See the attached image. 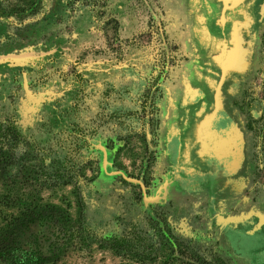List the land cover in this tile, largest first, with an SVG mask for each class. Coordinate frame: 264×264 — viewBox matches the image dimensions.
<instances>
[{"label": "rangeland", "instance_id": "obj_1", "mask_svg": "<svg viewBox=\"0 0 264 264\" xmlns=\"http://www.w3.org/2000/svg\"><path fill=\"white\" fill-rule=\"evenodd\" d=\"M208 8L205 0H0V223L23 195L66 210L88 246L52 264H139L102 249L108 237L154 247L155 264H171L163 221L210 264H264L221 232L211 208L212 195L222 193L214 205L226 198L220 182L180 187L171 202L159 187L174 180L162 170L163 110L183 116L189 97L203 93L202 104L208 82L241 108L259 195L264 188V0L243 4L250 51L241 80L231 77L237 65L221 63V74L204 49Z\"/></svg>", "mask_w": 264, "mask_h": 264}, {"label": "flooded vegetation", "instance_id": "obj_2", "mask_svg": "<svg viewBox=\"0 0 264 264\" xmlns=\"http://www.w3.org/2000/svg\"><path fill=\"white\" fill-rule=\"evenodd\" d=\"M205 2L208 3L209 8L207 10L208 19L205 22L207 33L204 41V49L211 55L210 59L213 61V65L220 70L221 74H223L222 67L220 66L221 63L228 65L229 61H234L237 63L239 62L238 64H244V57L243 59L240 58L241 54L245 50H247V52L250 51L249 45L245 41V36L249 31L247 29V25H245L246 21H244L243 14V4L246 3V0H205ZM238 57L239 59H237ZM214 60H216L219 64ZM238 64H233L237 66L236 70H231L235 71L231 73V77L237 78L236 80H241L242 75L239 71H241L242 65ZM221 77L222 75L220 78ZM206 83V97L204 98L206 102L202 100V104H200L198 112L193 115H188L186 108L182 106V109L185 111L181 122L182 128L184 129L181 135H178L177 137L174 136L171 140V148L177 150L175 156L178 157L180 153V157L183 158V161H187V165H189L190 169H192L188 172L191 178L188 184L191 186L193 184L200 183L201 180H205L203 184L207 187V184L210 183L211 185V182L208 183L210 179L214 181V186H218L217 183H222V180L224 179L222 178L224 177V175H222V170L218 172L215 168L217 158L211 157V155L216 156V153L218 154V150L221 151V147L219 144L215 145V152L212 151L209 153L210 155H207L204 154L202 143L199 141L198 132L201 122L207 115L212 116L216 110V90H213L212 86L208 82ZM222 87V92H224V85ZM200 94L203 93H198V98L201 99ZM223 96L226 107L224 110L221 109V112L217 115V121L220 124L217 126V130L218 135H220L219 137H221L218 140V143L222 145L223 153L226 156H236L240 159L241 155L244 154L243 165L240 167L237 176L244 174L246 156L252 157L255 162L256 167L253 168V171L256 170L255 172L257 176L259 170V159L257 158L255 149L253 148L254 143L250 133L248 132L246 123L243 125L241 121H239V116L236 113L237 111H240L241 113V108H238L239 106L235 104V101H232L230 104V100H228V96L225 92ZM202 110L204 111L201 114L200 112ZM172 117L174 118V115ZM184 130L187 131V133H184ZM222 187L224 188L223 184ZM261 193L264 194V188ZM224 230L225 231L221 229L223 235H225L226 238H231L230 241L233 242L237 248H239L240 242H238V238H236L237 240H234L235 234L232 232L231 234L226 233L227 230L225 228Z\"/></svg>", "mask_w": 264, "mask_h": 264}, {"label": "crops", "instance_id": "obj_3", "mask_svg": "<svg viewBox=\"0 0 264 264\" xmlns=\"http://www.w3.org/2000/svg\"><path fill=\"white\" fill-rule=\"evenodd\" d=\"M232 64H234V61H232ZM230 92L233 96L235 95V91ZM223 94L221 97V107L215 110V113L212 115V119L209 120L207 125H204L201 129L199 128L198 132L199 141L202 143L204 154L210 155V152L216 150L214 149L215 145L219 144L221 147V151L218 150V154L216 155L218 161L215 163V168L218 170V172L222 170V175H224V177H222L224 179L220 184L224 185L222 192L226 194V198L223 202H218L214 205L213 202H215L219 194L221 195L222 193H218V196L212 195L211 208L215 210L217 214L216 218L222 221L221 224L224 225V228L227 230L226 233L231 234L232 232L236 236H234V240H237L236 238L240 240H238V242H240L241 250H245V248H247V250H249L248 255L257 258L264 257V194L261 193L259 195L260 190H258V188L260 182L259 178L256 176V170L253 171V168L256 167V164L252 157L246 156V167L244 174L237 176L240 167L243 165L244 159H239L236 156H226L223 153L222 145L218 143V140L221 137H219L220 135H218L217 130V126L220 125L217 121V112L220 113L221 109L224 110L226 107ZM198 97L199 96L197 93L195 97H189V99H186L183 107L186 108L188 115H193L194 113L198 112V108L200 106V98ZM215 106L217 107V101L215 102ZM204 110H202L200 113L202 114ZM163 113L164 115L167 114L165 119L168 125L166 124L167 129H165L164 126L162 149L167 150L168 152L167 155H162V170H166V172H164L165 176H169L170 174V177L174 180L167 183H162L159 187L161 190L167 186L163 192L166 197L165 200H170L171 202V200H175L177 193H181L180 187H189V184L187 183L189 175L188 172L192 169H190V166L187 165V161H183V158L180 157L181 154L179 153V156L176 157L175 154L177 153V150L171 148L172 138L174 136L177 137L178 135H181L184 129L182 126H180L181 129L177 127L183 120V116L180 117L179 115V108L177 106L170 105L166 110H163ZM174 113L177 115L174 118L169 116V114ZM236 113L238 114L240 111H237ZM207 117L210 116L207 115L206 118ZM239 117V121H241V123L244 125L246 121H242V119ZM185 130L184 133H187ZM169 152L170 154H168ZM168 156H170V159H168ZM211 157L213 156L211 155ZM167 162L168 165H164V163ZM179 172L181 174H179ZM181 176H183L184 179L182 178V180H179ZM160 190L158 189V191ZM185 192L189 193L190 191L185 190ZM213 197L215 198L213 199ZM248 243L252 246L250 245V247H247V245H249Z\"/></svg>", "mask_w": 264, "mask_h": 264}, {"label": "trees", "instance_id": "obj_4", "mask_svg": "<svg viewBox=\"0 0 264 264\" xmlns=\"http://www.w3.org/2000/svg\"><path fill=\"white\" fill-rule=\"evenodd\" d=\"M16 213L0 223V264H52L77 246H88L83 231L61 207L44 203L40 197L18 196ZM162 236L167 260L171 264H210L178 240L168 229ZM161 236V235H160ZM102 249H111L121 258H132L139 264H155L158 255L154 247L150 253L142 252L138 243L131 244L127 237H108L99 242ZM168 264V263H164Z\"/></svg>", "mask_w": 264, "mask_h": 264}, {"label": "water", "instance_id": "obj_5", "mask_svg": "<svg viewBox=\"0 0 264 264\" xmlns=\"http://www.w3.org/2000/svg\"><path fill=\"white\" fill-rule=\"evenodd\" d=\"M231 69L232 68H234V67H230ZM221 90L218 88L217 89V99H216V101H217V107H216V110H217V108H219V107H221ZM217 113H219V112H217ZM212 119V116H210V117H207V118H205L203 121H202V123H201V125H200V129L204 126V125H207L208 124V122H209V120H211ZM215 152V151H214ZM216 155H217V153H216ZM213 157H216V156H214L213 155ZM212 157V158H213ZM217 158V157H216ZM216 158H214V159H216ZM241 159L243 160L244 159V154H242L241 155ZM216 161H218L217 159H216Z\"/></svg>", "mask_w": 264, "mask_h": 264}]
</instances>
